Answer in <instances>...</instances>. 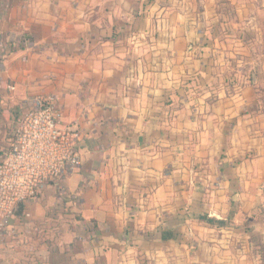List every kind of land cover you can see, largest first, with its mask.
Segmentation results:
<instances>
[{
  "label": "crops",
  "instance_id": "obj_1",
  "mask_svg": "<svg viewBox=\"0 0 264 264\" xmlns=\"http://www.w3.org/2000/svg\"><path fill=\"white\" fill-rule=\"evenodd\" d=\"M38 94L81 165L0 264H264V0H0V158Z\"/></svg>",
  "mask_w": 264,
  "mask_h": 264
},
{
  "label": "built area",
  "instance_id": "obj_2",
  "mask_svg": "<svg viewBox=\"0 0 264 264\" xmlns=\"http://www.w3.org/2000/svg\"><path fill=\"white\" fill-rule=\"evenodd\" d=\"M7 89L13 91L14 86ZM23 108L10 146L0 158V238L20 205L49 182L67 179L81 165L78 134L60 127L54 96H30Z\"/></svg>",
  "mask_w": 264,
  "mask_h": 264
},
{
  "label": "trees",
  "instance_id": "obj_3",
  "mask_svg": "<svg viewBox=\"0 0 264 264\" xmlns=\"http://www.w3.org/2000/svg\"><path fill=\"white\" fill-rule=\"evenodd\" d=\"M200 219H202V220H204L206 222H209L210 224L211 223H216L215 220H212V219L208 218L207 216H200Z\"/></svg>",
  "mask_w": 264,
  "mask_h": 264
}]
</instances>
